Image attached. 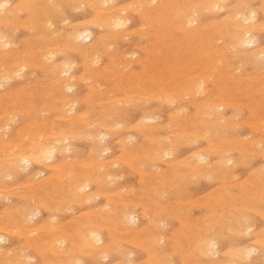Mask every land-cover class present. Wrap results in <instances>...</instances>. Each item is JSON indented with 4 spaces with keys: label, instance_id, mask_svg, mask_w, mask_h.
Here are the masks:
<instances>
[{
    "label": "rangeland",
    "instance_id": "374dc122",
    "mask_svg": "<svg viewBox=\"0 0 264 264\" xmlns=\"http://www.w3.org/2000/svg\"><path fill=\"white\" fill-rule=\"evenodd\" d=\"M213 2H217L216 8L212 5ZM213 2L212 0L200 2L197 0H183V2L182 0H0V8L4 6V10L0 9V87L2 88H0V237L2 236L0 264H23V262L24 264H229L231 262L264 264V63H262L264 62V29H262L264 0H220L223 3L222 7L219 0ZM218 2L221 5L217 6ZM193 7L197 8L198 12L200 10L202 12H192L195 11ZM253 11L255 20L248 22L249 20L246 19ZM57 13L59 15H56ZM192 15H196V19ZM186 19H190L191 23L193 20L194 23L188 24ZM115 20H120L122 24L113 25ZM251 25L255 28L257 26V30L255 28L253 30ZM249 27L253 30L251 35L257 40L256 48L237 45L242 37V31ZM73 32L88 33L90 36L78 38L79 41L72 40L69 37ZM65 69L69 70L63 75ZM49 91L52 92L49 94ZM137 95L140 97L138 98ZM29 129L32 131L30 132ZM44 143L55 147L54 159L50 158L49 163L44 156V159L41 157L43 160L40 157L34 159V150ZM172 148L176 149L171 150ZM32 154L34 157L31 156ZM199 154L204 156L205 159L201 157L203 161L197 158ZM22 157L29 159L30 163H23ZM97 170L100 174H97ZM83 186L86 188L84 189ZM125 208H129L128 211ZM122 209L128 212V215L133 214L132 225L124 224L123 220L119 221L126 214ZM113 218L118 220L117 223ZM92 223L95 224L91 230ZM97 226H101L102 230ZM84 227L89 232L93 231L99 235L102 243H96L84 236L86 233L89 234L87 231L84 232ZM208 237L211 238L209 241ZM209 242L216 244L209 246L212 251L214 250L213 252L206 248V243ZM92 251L95 253L93 254ZM99 251L103 252H100L101 256ZM247 252L252 253L247 254Z\"/></svg>",
    "mask_w": 264,
    "mask_h": 264
},
{
    "label": "bare ground",
    "instance_id": "6f19581e",
    "mask_svg": "<svg viewBox=\"0 0 264 264\" xmlns=\"http://www.w3.org/2000/svg\"><path fill=\"white\" fill-rule=\"evenodd\" d=\"M6 1H7V0H6ZM99 1H100V0H99ZM158 1H159V0H158ZM200 1H201V0H200ZM200 1L197 0V2H200ZM225 1H226V0H225ZM228 1H229V0H228ZM242 1H243V0H242ZM247 1H248V0H247ZM250 1H251V0H250ZM31 2H32V1H31ZM36 2H37V1H36ZM49 2H50V1H49ZM71 2H72V1H71ZM85 2H86V1H85ZM102 2H104V1H102ZM150 2H151V1H150ZM152 2H153V1H152ZM180 2H181V1H180ZM182 2H183V0H182ZM193 2H195V1H193ZM212 2H213V0H212ZM219 2H220V0H219ZM219 2H218V4H217V6L221 3V2H220V3H219ZM28 3H29V2H28ZM46 3H47V1H46ZM104 3H106V2H104ZM111 3H112V2H111ZM216 3H217V2H215V3L213 2V4H212V5H214L215 8H216V6H215ZM225 3H226V2H225ZM88 4H89V3H88ZM100 4H101V2H100ZM155 4H156V3H155ZM183 4H184V3H183ZM221 4H222V5H221ZM221 4H220V5H221V7H222V6H223V3H221ZM2 5H3V4H2ZM2 5H1V6H2ZM73 5H76V4H73ZM89 5H90V4H89ZM96 5H97V4H96ZM120 5H121V4H120ZM127 5H128V4H127ZM153 5H154V4H153ZM212 5H211V6H212ZM240 5H241V4H240ZM18 6H20V5H18ZM92 6H94V5H92ZM99 6H100V5H99ZM105 6H106V5H105ZM122 6H123V5H122ZM133 6H134V5H133ZM181 6H182V5H181ZM195 6H196V5H195ZM198 6H199V5H198ZM246 6H247V5H246ZM3 7H4V6H2L1 8L3 9ZM20 7H22V6H20ZM25 7H26V6H25ZM97 7H98V6H97ZM103 7H104V6H103ZM118 7H119V6H118ZM159 7H160V6H159ZM173 7H174V6H173ZM175 7L178 8L177 5H175ZM186 7H187V6H186ZM196 7H197V6H196ZM221 7H220V8H221ZM224 7H225V6H224ZM1 8H0V9H1ZM29 8H30V7H29ZM57 8H58V7H57ZM70 8H71V7H70ZM98 8H99V7H98ZM114 8H115V7H114ZM147 8H148V7H147ZM170 8H171V7H170ZM193 8L195 9V7H193ZM193 8H192V9H193ZM197 8H198V7H197ZM197 8L195 9V11L193 10L192 12H196V11H197ZM230 8H231V7H230ZM232 8H233V7H232ZM19 9H20V8H19ZM25 9H26V8H25ZM54 9H55V8H54ZM80 9H81V8H80ZM101 9H102V8H101ZM139 9H140V8H139ZM206 9H207V8H206ZM221 9H222V8H221ZM261 9H262V8H261ZM3 10H4V9H3ZM68 10H69V9H68ZM81 10H83V9H81ZM133 10H134V9H133ZM158 10H159V9H158ZM168 10H169V9H168ZM176 10H177V9H176ZM198 10H199V9H198ZM208 10H209V9H208ZM212 10H213V9H212ZM62 11H63V10H62ZM73 11H74V10H73ZM99 11H100V10H99ZM109 11H110V10H109ZM126 11H127V10H126ZM140 11H141V10H140ZM149 11H150V9H149ZM155 11H156V9H155ZM164 11H165V10H164ZM200 11H201V10H200ZM200 11H199V12H200ZM213 11H214V10H213ZM216 11H217V9H216ZM218 11H219V9H218ZM221 11H223V10H221ZM1 12H3V11H1ZM16 12H17V11H16ZM48 12H49V10H48ZM51 12H52V11H51ZM82 12H83V11H82ZM84 12H85V11H84ZM105 12H106V11H105ZM107 12H108V11H107ZM118 12H119V11H118ZM141 12H142V11H141ZM145 12H146V11H145ZM169 12H170V11H169ZM180 12H181V11H180ZM180 12H179V13H180ZM192 12H191V13H192ZM197 12H198V11H197ZM199 12H198V13H199ZM201 12H202V11H201ZM201 12H200V13H201ZM7 13H8V12H7ZM12 13H13V12H12ZM18 13H19V12H18ZM30 13H31V11H30ZM60 13H61V12H60ZM65 13H66V12H65ZM67 13H68V12H67ZM95 13H96V12H95ZM138 13H139V12H138ZM157 13H159V11H157ZM167 13H168V12H167ZM170 13H171V12H170ZM176 13H177V12H176ZM185 13H187V11H186ZM198 13H197V15H199ZM206 13H207V12H206ZM217 13H218V12H217ZM233 13H234V12H233ZM242 13H243V12H242ZM52 14H53V13H52ZM63 14H64V13H63ZM63 14H62V15H63ZM68 14H69V13H68ZM97 14H98V13H97ZM106 14H107V13H106ZM152 14H153V13H152ZM177 14H178V13H177ZM240 14H241V13H240ZM3 15H4V14H3ZM9 15H10V14H9ZM54 15H55V14H54ZM56 15H59V14L57 13ZM64 15H65V14H64ZM119 15H120V12H119ZM154 15H155V14H154ZM154 15H152V16H154ZM160 15H161V13H160ZM200 15H201V14H200ZM200 15H199V16H200ZM204 15H205V14H204ZM242 15H243V14H242ZM52 16H53V15H52ZM108 16H109V15H108ZM113 16H114V15H113ZM125 16H126V15H125ZM193 16H194V18L196 17V15H192V17H193ZM205 16H206V15H205ZM41 17H42V16H41ZM49 17H50V16H49ZM119 17H120V16H119ZM130 17H131V16H130ZM145 17H146V16H145ZM150 17H151V16H150ZM154 17H155V16H154ZM178 17H179V16H178ZM182 17H184V16H182ZM240 17H241V15H240ZM247 17H248V16H247ZM2 18H3V17H2ZM125 18H126V17H125ZM127 18H128V17H127ZM127 18H126V19H127ZM142 18H143V17H142ZM148 18H149V17H148ZM156 18H157V17H156ZM159 18H160V17H159ZM245 18H246V16H245ZM65 19H66V17H65ZM116 19H117V18H116ZM161 19H162V16H161ZM163 19H164V18H163ZM176 19H177V18H176ZM195 19H196V18H195ZM21 20H22V19H21ZM52 20H53V19H52ZM59 20H60V19H59ZM93 20H94V19H93ZM107 20H108V19H107ZM148 20H149V19H148ZM158 20H159V19H158ZM186 20H187V19H186ZM199 20H200V19H199ZM246 20H249L248 22H250L251 20H252V21L255 20V12H254V11L251 12V13H250V16H249ZM16 21H20V20H17V19H16ZM49 21H50V20H49ZM49 21H48V22H49ZM85 21H86V20H85ZM127 21H129V20H127ZM163 21H164V20H163ZM175 21H177V20H175ZM175 21H173V23H175ZM187 21H188V24L191 23V20H190V19H188ZM194 21L197 22L196 20H194ZM231 21H232V20H231ZM244 21H245V19H244ZM252 21H251V22H252ZM80 22H81V21H80ZM87 22H88V21H87ZM108 22H109V21H108ZM159 22H160V21H159ZM242 22H243V21H242ZM246 22H247V21H246ZM50 23H51V22H50ZM50 23H49V24H50ZM54 23H55V22H54ZM54 23H52V24H54ZM58 23H59V22H58ZM78 23H79V22H78ZM96 23H98V22H96ZM127 23H128V22H127ZM192 23H194L193 20H192ZM192 23H191V24H192ZM197 23H198V22H197ZM232 23H233V22H232ZM7 24H8V23H7ZM27 24H28V23H27ZM41 24H42V23H41ZM41 24H39V25H40V26H43V25H41ZM61 24H62V23H61ZM86 24H87V23H86ZM89 24H90V23H89ZM114 24H116V26H120L122 23H121L120 20H117V21L115 20V23H113V25H114ZM227 24H228V23H227ZM229 24H230V23H229ZM254 24H255V23H254ZM262 24H263V23H262ZM36 25H37V24H36ZM71 25H72V24H71ZM79 25H80V24H79ZM94 25H95V24H94ZM94 25H93V26H94ZM109 25H111V24H109ZM113 25H111V26H113ZM2 26H3V25H2ZM45 26H46V25H45ZM142 26H143V25H142ZM171 26H172V25H171ZM187 26H188V25H187ZM194 26H195V25H194ZM205 26H206V25H205ZM205 26H204V27H205ZM246 26H247V25H246ZM251 26H252V25H251ZM255 26H256V25H255ZM263 26H264V25H263ZM17 27H18V26H17ZM17 27H16V28H17ZM20 27H21V26H20ZM27 27H28V25H27ZM32 27H33V26H32ZM82 27H83V26H82ZM125 27H126V26H125ZM183 27H184V26H183ZM236 27H237V26H236ZM239 27H240V25H239ZM261 27H262V25H261ZM13 28H15V27H13ZM16 28H15V29H16ZM42 28H43V27H42ZM47 28H48V27H47ZM56 28H57V27H56ZM85 28H86V26H85ZM101 28H102V26H101ZM104 28H105V27H104ZM116 28H117V27H116ZM139 28H140V27H139ZM141 28H142V27H141ZM166 28H167V27H166ZM186 28H187V27H186ZM212 28H213V27H212ZM230 28H231V27H230ZM243 28H245V27H243ZM252 28H253V30H254V28H255L254 25L252 26ZM169 29H170V27H169ZM202 29H203V28H202ZM202 29H201V30H202ZM234 29H236V28H234ZM240 29H241V28H240ZM246 29H247V28H246ZM248 29H249V30H248ZM248 29H247V30L244 29V30L242 31V37H241V39L239 38L240 40H238V42L236 41V42L238 43V44H237V43H236V44L239 45V46H241V47H251V46H252L253 48H256V46H257V45H256V44H257V40H256V38H255L253 35H251V31H253V30H251L250 27H249ZM255 29L257 30V26H256ZM259 29H260V28H259ZM262 29H264V27H263ZM12 30H13V29H12ZM25 30H26V29H25ZM49 30H50V29H49ZM49 30H48V31H49ZM60 30H61V29H60ZM80 30H81V29H80ZM109 30H110V29H109ZM118 30H119V29H118ZM138 30H139V29H138ZM151 30H152V29H151ZM182 30H183V29H182ZM237 30L239 31V29H237ZM241 30H242V29H241ZM256 30H255V31H256ZM15 31H16V30H15ZM30 31H32V30H30ZM36 31H37V30H36ZM36 31H35V32H36ZM53 31H54V30H53ZM76 31H77V30H76ZM84 31H85V30H84ZM129 31H130V30H129ZM141 31H142V30H141ZM188 31H189V30H187V32H188ZM194 31H195V30H194ZM204 31H205V30H204ZM260 31H261V30H260ZM156 32H157V31H156ZM230 32H231V31H230ZM240 32H241V31H240ZM14 33H15V32H14ZM48 33H49V32H48ZM79 33H80V32H79ZM79 33H78V32H75V33L73 32V35H72V33H71L72 36L70 35L71 37H69V38H71V39L73 40V39H78V38L82 39L84 36H85V37L88 36V33H86V34H85V33H83V34L80 33V34H79ZM154 33H155V32H154ZM154 33H153V34H154ZM209 33H210V32H209ZM232 33H233V32H232ZM252 33H253V32H252ZM1 34H2V33H1ZM54 34H55V33H54ZM54 34H53V36H54ZM56 34H57V33H56ZM141 34H142V33H141ZM151 34H152V33H151ZM157 34H158V33H157ZM166 34H167V33H166ZM179 34H180V33H179ZM211 34H212V33H211ZM240 34H241V33H240ZM2 35H3V34H2ZM4 35H5V34H4ZM4 35H3V36H4ZM146 35H147V34H146ZM167 35H168V34H167ZM174 35H175V34H174ZM204 35H205V34H204ZM0 36H1V35H0ZM45 36H46V35H45ZM47 36H48V35H47ZM58 36H59V34H58ZM62 36H63V35H62ZM67 36H68V35H67ZM89 36H90V35H89ZM89 36H88V37H89ZM124 36H125V34H124ZM143 36H144V34H143ZM153 36H154V35H153ZM176 36H177V34H176ZM187 36H188V35H187ZM209 36H210V35H209ZM240 36H241V35H240ZM39 37H40V36H39ZM51 37H52V36H51ZM114 37H115V36H114ZM121 37H122V36H121ZM155 37H156V36H155ZM173 37H174V36H173ZM178 37H179V36H178ZM180 37H181V36H180ZM235 37H236V36H235ZM0 38H1V37H0ZM8 38H9V37H8ZM59 38H60V37H59ZM66 38H67V37H66ZM90 38H91V37H90ZM125 38H126V37H125ZM139 38H140V37H139ZM157 38H158V37H157ZM186 38H187V37H186ZM201 38H202V37H201ZM4 39H5V38H4ZM88 39H89V38H87V40H88ZM103 39H105V38H103ZM141 39H143V37H142ZM172 39H173V38H172ZM237 39H238V38H237ZM237 39H236V40H237ZM1 40H2V39H1ZM58 40H59V39H58ZM66 40H67V39H66ZM161 40H162V38H161ZM175 40H176V39H175ZM78 41H79V39H78ZM117 41H119V40H117ZM163 41H164V40H163ZM184 41H185V40H184ZM203 41H204V40H203ZM11 42H12V41H11ZM66 42H67V41H66ZM82 42H83V41H82ZM102 42H104V41L102 40ZM164 42H165V41H164ZM177 42H178V41H177ZM158 43H159V42H158ZM2 44H3V43H2ZM4 44H5V43H4ZM72 44H73V42H72ZM101 44H102V43H101ZM150 44H151V43H150ZM165 44H166V43H165ZM185 44H186V43H185ZM187 44H188V43H187ZM198 44H199V43H198ZM198 44H197V45H198ZM216 44H217V43H216ZM6 45H7V42H6ZM14 45H15V44H14ZM95 45H96V44H95ZM98 45H99V44H98ZM143 45H144V44H143ZM148 45H149V44H148ZM155 45H156V44H155ZM188 45H189V44H188ZM7 46H8V45H7ZM62 46H63V45H62ZM102 46H103V44H102ZM105 46H106V45H105ZM107 46H108V45H107ZM164 46H165V45H164ZM164 46H163V47H164ZM179 46H180V45H179ZM4 47L7 48L6 46H4ZM9 47H10V46H9ZM31 47H32V46H31ZM139 47H140V46H139ZM152 47H153V46H152ZM154 47H155V46H154ZM237 47H238V46H237ZM0 48H1V47H0ZM5 48H3V49H5ZM54 48H55V47H54ZM56 48H57V47H56ZM63 48H64V47H63ZM73 48H74V46H73ZM97 48H98V47H97ZM109 48H110V47H109ZM112 48H113V47H112ZM155 48H156V47H155ZM160 48H161V47H160ZM164 48H165V47H164ZM164 48H163V49H164ZM171 48H172V47H171ZM179 48L181 49L182 47H179ZM194 48H195V47H193V49H194ZM222 48H223V47H222ZM84 49H85V48H84ZM113 49H115V48H113ZM139 49H140V48H139ZM145 49H146V48H145ZM161 49H162V48H161ZM169 49H170V48H169ZM180 49H179V50H180ZM206 49H207V48H206ZM231 49H232V48H231ZM55 50H56V49H55ZM72 50H73V49H72ZM72 50H71V51H72ZM78 50H79V49H78ZM109 50H110V49H109ZM109 50H108V51H109ZM111 50H112V49H111ZM149 50H150V49H149ZM164 50H165V49H164ZM182 50H183V49H182ZM195 50H196V49H195ZM216 50H217V49H216ZM219 50H220V49H219ZM224 50H225V49H224ZM232 50H233V49H232ZM39 51H40V50H39ZM141 51H142V50H141ZM144 51H145V50H144ZM235 51H236V50H235ZM255 51H257V50H255ZM255 51H254V52H255ZM79 52H80V51H79ZM82 52H83V51H81V53H82ZM95 52H96V51H95ZM145 52H146V51H145ZM148 52H149V51H148ZM180 52H181V50H180ZM216 52H217V51H216ZM224 52H226V51H224ZM64 53H65V52H64ZM96 53H97V52H96ZM114 53H115V52H114ZM133 53H134V52H133ZM133 53H132V54H133ZM208 53H209V52H208ZM232 53H233V52H232ZM237 53H238V52H237ZM86 54H87V53H86ZM88 54H89V53H88ZM97 54H98V53H97ZM99 54H100V53H99ZM126 54H127V53H126ZM145 54H146V53H145ZM156 54H157V52H156ZM158 54H159V53H158ZM180 54H181V53H180ZM195 54H196V53H195ZM210 54H211V53H210ZM226 54H228V52H226ZM255 54H256V53H255ZM255 54H254V55H255ZM4 55H5V54H4ZM13 55H14V54H13ZM164 55H165V54H164ZM182 55H183V54H182ZM185 55H186V54H185ZM188 55H189V54H188ZM223 55H224V54H223ZM235 55H236V54H235ZM261 55H262V54H261ZM9 56H10V54H9ZM15 56H16V55H15ZM27 56H29V55H27ZM31 56H32V55H31ZM52 56H53V55H52ZM89 56H90V54H89ZM125 56H126V55H125ZM125 56H124V57H125ZM159 56H160V55H159ZM190 56H191V55H190ZM24 57H25V56H24ZM33 57H34V56H33ZM38 57H39V56H38ZM169 57H171V56H169ZM192 57H193V56H192ZM198 57H199V56H198ZM258 57H259V56H258ZM11 58H12V57H11ZM15 58H16V57H15ZM42 58H43V57H42ZM49 58H50V57H49ZM51 58H52V57H51ZM120 58H121V57H120ZM172 58H173V57H172ZM190 58H191V57H190ZM193 58H194V57H193ZM6 59H7V58H6ZM30 59H32V57H31ZM91 59H92V58H91ZM94 59H95V58H93V60H94ZM191 59H192V58H191ZM258 59H259V58H258ZM260 59H262V58H260ZM263 59H264V58H263ZM8 60H9V59H8ZM8 60H7V61H8ZM49 60H50V59H49ZM49 60H48V61H49ZM95 60H96V59H95ZM97 60H98V59H97ZM127 60H129V59H127ZM141 60H142V59H141ZM144 60H145V59H144ZM148 60H150V59H148ZM153 60H154V59H153ZM185 60H186V59H185ZM29 61H30V60H29ZM42 61H43V60H42ZM50 61H51V60H50ZM129 61H130V60H129ZM151 61H152V60H151ZM161 61H162V60H161ZM202 61H203V60H202ZM202 61H201V62H202ZM219 61H220V60H219ZM260 61H261V60H260ZM2 62H3V61H2ZM8 62H9V61H8ZM8 62H7V63H8ZM45 62H46V61H45ZM64 62H65V61H64ZM71 62H72V60H71ZM91 62L93 63V61H91ZM111 62H112V61H111ZM141 62H142V61H141ZM143 62H145V61H143ZM255 62H256V61H255ZM4 63H6V62H4ZM121 63H122V62H121ZM124 63H125V62H123V64H124ZM129 63H130V62H129ZM147 63H148V62H147ZM160 63H161V62H160ZM163 63H164V62H163ZM168 63H169V62H168ZM221 63H222V62H221ZM243 63H244V62H243ZM262 63H264V62L262 61ZM19 64H20V63H19ZM68 64H69V63H68ZM73 64H74V63H73ZM94 64H95V63H94ZM94 64H93V65H94ZM125 64H126V63H125ZM152 64H153V63H152ZM169 64H170V63H169ZM174 64H175V63H174ZM253 64H254V63H253ZM23 65H24V64H23ZM39 65H40V64H39ZM58 65H59V64H58ZM65 65H66V63H65ZM71 65H72V64H71ZM95 65H96V64H95ZM95 65H94V66H95ZM119 65H120V64H119ZM166 65H167V64H166ZM218 65H219V64H218ZM221 65H222V64H221ZM263 65H264V64H263ZM18 66H19V65H18ZM21 66H22V64H21ZM49 66H50V65H49ZM108 66H109V65H108ZM128 66H129V64H128ZM168 66H169V65H168ZM168 66H167V67H168ZM177 66H178V64H177ZM215 66H216V65H215ZM257 66H259V64H258ZM260 66H262V65H260ZM14 67H15V66H14ZM22 67H23V66H22ZM53 67H54V66H53ZM63 67H64V65H63ZM119 67H120V66H119ZM126 67H127V65H126ZM164 67H165V66H164ZM167 67H166V68H167ZM184 67H185V66H184ZM253 67H254V66H253ZM3 68H4V66H3ZM36 68H38V66H37ZM44 68H45V67H44ZM68 68L71 69V67H68ZM86 68H87V67H86ZM88 68H89V67H88ZM103 68H104V67H103ZM146 68H147V67H146ZM175 68H176V67H175ZM242 68H243V67H242ZM242 68H241V69H242ZM19 69H20V68H19ZM19 69H18L17 71H19ZM26 69H27V67H26ZM30 69H31V68H30ZM58 69H59V68H58ZM63 69H64V68H63ZM105 69H106V68H105ZM108 69H109V68H108ZM108 69H106V70H108ZM116 69H117V68H116ZM120 69H121V67H120ZM170 69H171V68H170ZM235 69H236V68H235ZM10 70H11V69H10ZM13 70H14V69H13ZM22 70H23V69H22ZM41 70H42V69H41ZM44 70H45V69H44ZM66 70H69V69H65V70L63 71V75H64V72H66ZM93 70H94V69H93ZM93 70H92V71H93ZM123 70H124V69H123ZM123 70H122V71H123ZM228 70H229V69H228ZM97 71H98V70H97ZM116 71H117V70H116ZM168 71H169V70H168ZM172 71H173V70H172ZM238 71H239V70H238ZM6 72H7V71H6ZM47 72H49V71H47ZM60 72H62V71H60ZM69 72H70V71H69ZM131 72H132V71H131ZM148 72H149V71H148ZM180 72H181V71H180ZM11 73H12V72H11ZM56 73H57V72H56ZM90 73H92V72H90ZM123 73H125V72H123ZM141 73H142V72H141ZM182 73H183V72H182ZM188 73H189V72H188ZM200 73H201V72H200ZM239 73H240V72H239ZM244 73H245V72H244ZM256 73H257V72H256ZM1 74H2V73H1ZM9 74H10V73H9ZM23 74H24V73H23ZM66 74H67V73H66ZM234 74H235V73H234ZM10 75H11V74H10ZM20 75H21V73H20ZM83 75H84V74H83ZM99 75H100V74H99ZM120 75H121V74H120ZM129 75H130V73H129ZM129 75H128V76H129ZM131 75H132V73H131ZM141 75H142V74H141ZM141 75H140V76H141ZM167 75H168V74H167ZM199 75H200V74H199ZM14 76H15V75H14ZM136 76H137V75H136ZM170 76H171V74H170ZM260 76H261V75H260ZM11 77H12V76H11ZM51 77H52V76H51ZM73 77H74V76H73ZM130 77H131V76H130ZM137 77H138V76H137ZM164 77H165V76H164ZM179 77H181V75H180ZM210 77H211V76H210ZM6 78H7V77H6ZM6 78H5V79H6ZM14 78H15V77H14ZM70 78H72V77L70 76ZM132 78H133V76H132ZM140 78H141V77H140ZM140 78H139V80H140ZM150 78H151V77H150ZM202 78H203V77H202ZM205 78H206V77H205ZM225 78H226V77H225ZM246 78H247V77H246ZM248 78H249V77H248ZM15 79H16V78H15ZM67 79H68V78H67ZM72 79H73V78H72ZM75 79H76V78H75ZM80 79H81V78H80ZM86 79H87V78H86ZM142 79H143V78H142ZM174 79H175V78H174ZM176 79H177V77H176ZM192 79H193V78H192ZM226 79H227V78H226ZM258 79H259V78H258ZM1 80H2V79H1ZM7 80H8V79H7ZM9 80H10V79H9ZM78 80H79V79H78ZM118 80H120V79H118ZM118 80H117V81H118ZM121 80H122V78H121ZM136 80H137V79H136ZM165 80H166V79H165ZM172 80H173V79H172ZM179 80H180V79H179ZM69 81H70V80H69ZM87 81H91V80H87ZM184 81H185V80H184ZM191 81H192V80H191ZM195 81H196V80H195ZM220 81H221V80H220ZM222 81H223V80H222ZM225 81H226V80H225ZM232 81H233V80H232ZM70 82H71V81H70ZM137 82H138V81H137ZM192 82H193V81H192ZM3 83H4V82H3ZM63 83L65 84V82H63ZM140 83H141V82H140ZM140 83H139V84H140ZM182 83H183V82H182ZM218 83H220V82H218ZM223 83H224V82H223ZM263 83H264V82H263ZM4 84H5V83H4ZM40 84H41V83H40ZM69 84H70V83H69ZM69 84H68V86H69ZM92 84H93V82H92ZM115 84H116V83H115ZM148 84H150V83H148ZM185 84H186V83H185ZM220 84H221V83H220ZM230 84H231V83H230ZM237 84H238V83H237ZM0 85H1V84H0ZM6 85H7V84H6ZM45 85H46V84H45ZM45 85H44V86H45ZM96 85H98V84H96ZM113 85H114V84H113ZM137 85H138V84H137ZM3 86H4V85H3ZM44 86H42V87H44ZM119 86H120V85H119ZM122 86H123V85H122ZM122 86H121V87H122ZM39 87H40V86H39ZM97 87H98V86H97ZM123 87H124V86H123ZM262 87H263V86H262ZM0 88H1V87H0ZM6 88H7V87H6ZM21 88H22V87H21ZM27 88H28V87H27ZM72 88H73V87H72ZM129 88H130V87H129ZM134 88H135V87H134ZM138 88H139V87H138ZM138 88H137V89H138ZM154 88H155V86H154ZM1 89H2V88H1ZM18 89H20V88H18ZM67 89H68V88H67ZM69 89H71V87H69ZM124 89H125V88H124ZM140 89H141V88H140ZM152 89H153V88H152ZM159 89H161V88H159ZM21 90H22V89H21ZM50 90H52V89H50ZM98 90H99V88H98ZM115 90H116V89H115ZM142 90H143V89H142ZM169 90H170V89H169ZM171 90H172V89H171ZM192 90H193V89H192ZM199 90H200V88H199ZM201 90H202V89H201ZM216 90H217V89H216ZM228 90H229V89H228ZM234 90H235V89H234ZM234 90H233V91H234ZM66 91H67V90H66ZM111 91H112V90H111ZM125 91H126V89H125ZM129 91H130V90H129ZM161 91H162V90H161ZM174 91H175V90H174ZM197 91H198V90H197ZM16 92H17V91H16ZM51 92H52V91H51ZM51 92L49 91V94H50ZM97 92H98V91H97ZM106 92H107V91H106ZM112 92H113V91H112ZM134 92H135V90H134ZM143 92H145V91H143ZM147 92H148V91H147ZM163 92H164V91H163ZM10 93H11V92H10ZM98 93H99V92H98ZM122 93H123V91H122ZM159 93H160V92H159ZM161 93H162V92H161ZM172 93H173V92H172ZM198 93H199V92H198ZM139 94H140V93H139ZM146 94H147V93H146ZM165 94H166V93H165ZM165 94H164L163 96H165ZM174 94H176V93L174 92ZM231 94H232V93H231ZM247 94H248V93H247ZM8 95H9V94H8ZM109 95H110V94H109ZM147 95H148V94H147ZM202 95H203V94H202ZM238 95H240V94H238ZM30 96H32V95H30ZM47 96H48V95H47ZM128 96H129V94H128ZM137 96H138V95H137ZM148 96H149V95H148ZM220 96H221V95H220ZM220 96H219V97H220ZM260 96H261V95H260ZM14 97H15V96H14ZM49 97H50V96H49ZM49 97H48V98H49ZM66 97H67V96H66ZM101 97H102V96H101ZM126 97H127V96H126ZM139 97H140V96H138V98H139ZM142 97H143V96H142ZM166 97H167V96H166ZM238 97H239V96H238ZM1 98H2V97H1ZM11 98H12V97H11ZM45 98H46V97H45ZM167 98L169 99V97H167ZM2 99H3V98H2ZM12 99H13V98H12ZM66 99H67V98H65V100H66ZM68 99H69V98H68ZM78 99H79V98H78ZM133 99H134V98H133ZM145 99H147V98H145ZM210 99H211V98H210ZM249 99H250V98H249ZM260 99H261V98H260ZM7 100H8V99H7ZM63 100H64V99H63ZM107 100H108V99H107ZM116 100H117V99H116ZM119 100H121V99H119ZM127 100H128V99H127ZM164 100H165V99H164ZM176 100H177V99H176ZM176 100H174V101L176 102ZM223 100H224V99H223ZM3 101H4V100H3ZM78 101H79V100H78ZM108 101H109V100H108ZM131 101H132V100H131ZM135 101H136V100H135ZM137 101H138V100H137ZM151 101H152V100H151ZM158 101H159V100H158ZM161 101H162V100H161ZM172 101H173V100H172ZM207 101H208V100H207ZM220 101H221V100H220ZM6 102H7V101H6ZM106 102H107V101H106ZM165 102H166V101H165ZM168 102H169V101H168ZM234 102H235V101H234ZM236 102H237V101H236ZM9 103H10V102H9ZM9 103H8V104H9ZM71 103H72V102H71ZM81 103H82V102H81ZM108 103H109V102H108ZM140 103H141V102H140ZM145 103H146V102H145ZM195 103H196V102H195ZM200 103H201V102H200ZM221 103H222V101H221ZM223 103H224V102H223ZM231 103H232V102H231ZM241 103H242V102H241ZM4 104H5V103H4ZM111 104H112V103H111ZM117 104H118V103H117ZM133 104H134V103H133ZM173 104H174V103H173ZM179 104H180V103H179ZM208 104H209V103H208ZM212 104H213V103H212ZM224 104H225V103H224ZM229 104H230V103H229ZM243 104H245V103H243ZM253 104H254V103H253ZM30 105H31V104H30ZM33 105H34V104H33ZM40 105H41V104H40ZM61 105H62V104H61ZM74 105H75V104H74ZM74 105H72V107H73ZM99 105H100V104H99ZM136 105H137V104H136ZM196 105H197V104H196ZM202 105H204V104L202 103ZM213 105H214V104H213ZM220 105H221V104H220ZM9 106H10V105H9ZM112 106H113V104H112ZM139 106H140V105H139ZM211 106H212V105H210V108H211ZM223 106L225 107V105H223ZM238 106H239V105H238ZM254 106H255V105H254ZM2 107H3V106H2ZM18 107H19V106H18ZM18 107H17V108H18ZM60 107H61V106H60ZM143 107H144V106H143ZM182 107H183V106H182ZM217 107H219V106L217 105ZM232 107H233V106H232ZM232 107H231V104H230V108H232ZM12 108H14V107H12ZM20 108H21V107H20ZM26 108H27V107H26ZM112 108H113V107H112ZM202 108H203V107H202ZM234 108H236V107H234ZM243 108H244V107H243ZM10 109H11V108H10ZM114 109H115V108H114ZM198 109H199V108H198ZM198 109H196V110H198ZM207 109H208V108H207ZM211 109H212V108H211ZM213 109H214V108H213ZM213 109H212V110H213ZM218 109H219V108H218ZM22 110H23V108H22ZM24 110H25V109H24ZM36 110H37V109H36ZM38 110H40V109L38 108ZM71 110H72V108H71ZM107 110H108V109H107ZM119 110H120V109H119ZM8 111H9V110H8ZM31 111H32V110H31ZM73 111H74V110H73ZM109 111H111V110H109ZM109 111H108V112H109ZM176 111H177V110H176ZM180 111H181V110H180ZM204 111H206V110H204ZM216 111H217V109H216ZM259 111H260V110H259ZM67 112H68V111H67ZM71 112H72V111H71ZM116 112H117V111H116ZM119 112H120V111H119ZM178 112H179V111H178ZM212 112H213V111H212ZM219 112H220V111H219ZM29 113H30V112H29ZM68 113H69V112H68ZM73 113H74V112H73ZM124 113H125V112H124ZM195 113H196V112H195ZM240 113H241V112H240ZM6 114H7V113H6ZM9 114H10V113H9ZM16 114H17V113H16ZM23 114H24V113H23ZM209 114H210V113H209ZM30 115H31V114H30ZM34 115H35V114H34ZM39 115H40V114H39ZM79 115H80V114H79ZM79 115H78V116H79ZM200 115H201V114H200ZM200 115H199V116H200ZM215 115H216V113H215ZM233 115H234V114H233ZM8 116H9V115H8ZM25 116H26V115H25ZM80 116H81V115H80ZM83 116H84V115H83ZM205 116H206V115H204V117H205ZM209 116H211V115H209ZM219 116H220V115H219ZM29 117H30V116H29ZM41 117H42V116H41ZM62 117H63V116H62ZM62 117H61V118H62ZM66 117H68V115H67ZM119 117H120V116H119ZM144 117H145V116H144ZM152 117H153V116H152ZM154 117H155V116H154ZM187 117H188V115H187ZM197 117H198V116H197ZM201 117H202V115H201ZM216 117H217V116H216ZM107 118H108V117H107ZM173 118H174V117H173ZM179 118H180V117H179ZM224 118H225V117H224ZM233 118H234V117H233ZM236 118H237V116H236ZM7 119H8V118H7ZM7 119H6V120H7ZM56 119H57V118H56ZM68 119H69V118H68ZM78 119H79V118H78ZM101 119H102V118H101ZM101 119H100V120H101ZM110 119H111V118H110ZM158 119H159V118H158ZM158 119H157V120H158ZM191 119H192V118H191ZM196 119H197V118H196ZM221 119H222V118H221ZM60 120H61V119H60ZM86 120H87V119H86ZM103 120H104V119H103ZM147 120H148V119H147ZM150 120H151V119H150ZM181 120H182V119H181ZM223 120H224V119H223ZM263 120H264V119H263ZM34 121H35V120H34ZM151 121H152V120H151ZM155 121H156V120H155ZM212 121H213V120H212ZM219 121H220V120H219ZM227 121H228V120H227ZM249 121H250V120H249ZM79 122H80V121H79ZM146 122H147V121H146ZM173 122H174V121H173ZM192 122H193V121H191V123H192ZM215 122H216V121H215ZM247 122H248V121H247ZM9 123H10V121H9ZM71 123H72V122H71ZM91 123H92V122H91ZM98 123H99V122H98ZM104 123H105V122H104ZM149 123H150V122H149ZM174 123H175V122H174ZM260 123H262V122L260 121ZM15 124H16V123H15ZM28 124H29V123H28ZM49 124L51 125V123H49ZM72 124H73V123H72ZM92 124H93V123H92ZM94 124H95V123H94ZM194 124H195V123H194ZM252 124H253V123H252ZM84 125H85V124H84ZM84 125H83V126H84ZM164 125H165V124H164ZM174 125H175V124H174ZM191 125H192V124H191ZM203 125H204V124H203ZM211 125H212V124H211ZM217 125H218V123H217ZM240 125H242V124H240ZM246 125H247V124H246ZM257 125H258V124H257ZM41 126H42V124H41ZM44 126H45V124H44ZM83 126H82V127H83ZM119 126H120V125H119ZM139 126H140V125H139ZM160 126H162V125H160ZM180 126H181V125H180ZM182 126H184V125H182ZM193 126H194V125H193ZM193 126H192V127H193ZM209 126H210V125H209ZM222 126H224V125H222ZM230 126H231V125H230ZM7 127H8V126H7ZM58 127H59V126H58ZM79 127H80V126H79ZM90 127H91V126H90ZM173 127H174V126H173ZM178 127H179V126H178ZM194 127H195V126H194ZM211 127H212V126H211ZM216 127H217V126H216ZM236 127H237V126H236ZM260 127H261V126H260ZM29 128H30V127H29ZM100 128H101V127H100ZM108 128H109V127H108ZM122 128H123V127H122ZM149 128H150V127H149ZM160 128H161V127H160ZM164 128H165V127H164ZM166 128H168V127H166ZM203 128H204V127H203ZM208 128H209V127H208ZM219 128H220V126H219ZM231 128H233V127H231ZM250 128H251V126H250ZM254 128H255V126H254ZM6 129H7V128H6ZM24 129H25V128H24ZM73 129H74V128H73ZM81 129H82V128H81ZM112 129H113V128H112ZM126 129H127V128H126ZM136 129H137V128H136ZM168 129H169V128H168ZM170 129H171V127H170ZM173 129H175V128H173ZM178 129H179V128H178ZM180 129H181V128H180ZM180 129H179V130H180ZM211 129H212V128H211ZM221 129H222V128H221ZM29 130H30V129H29ZM71 130H72V129H71ZM74 130H76V129H74ZM147 130H148V129H147ZM147 130H146V132H147ZM149 130H151V129H149ZM202 130H203V129H202ZM213 130H214V129H213ZM219 130H220V129H219ZM2 131H3V130H2ZM5 131H6V130H5ZM5 131H4V132H5ZM31 131H32V129L30 130V132H31ZM44 131H45V130H44ZM69 131H70V130H69ZM113 131H114V130H113ZM118 131H119V130H118ZM198 131H199V130H198ZM215 131H217V129H216ZM37 132H38V131H37ZM40 132H41V131H40ZM47 132H49V131L47 130ZM54 132H55V131H54ZM60 132H61V131H60ZM74 132H75V131H74ZM190 132H191V131H190ZM192 132H193V130H192ZM205 132H206V131H205ZM57 133H58V132H57ZM208 133H209V131H208ZM217 133H218V132H217ZM0 134H1V133H0ZM29 134H30V133H29ZM41 134H42V133H41ZM43 134H44V133H43ZM69 134H70V133H69ZM69 134H68V136H69ZM82 134H83V133H82ZM82 134H81V135H82ZM143 134H144V133H143ZM174 134H175V132H174ZM202 134H203V133H202ZM52 135H54V134H52ZM91 135H92V134H91ZM196 135H197V133H196ZM213 135H214V131H213ZM213 135H212V136H213ZM4 136H5V135H4ZM28 136H29V135H28ZM42 136H43V135H42ZM65 136H66V135H65ZM71 136H72V135H71ZM77 136H78V135H77ZM105 136H106V135H105ZM207 136H208V135H207ZM225 136H226V135H225ZM248 136H249V135H248ZM37 137H39V136L37 135ZM62 137H63V136H62ZM66 137H67V136H66ZM73 137H75V136H73ZM87 137H89V136H87ZM90 137H91V136H90ZM94 137H95V136H94ZM183 137H184V136H183ZM187 137H188V136H187ZM199 137H200V136H199ZM201 137H202V136H201ZM243 137L245 138V136H243ZM20 138H21V135H20ZM31 138H32V137H31ZM39 138H40V137H39ZM58 138H59V137H58ZM64 138H65V137H64ZM70 138H71V137H69V139H70ZM75 138H76V137H75ZM83 138H84V137H83ZM96 138H97V137H96ZM125 138H126V137H125ZM152 138H153V137H152ZM158 138H159V137H158ZM164 138H165V137H164ZM204 138H205V137H204ZM216 138H217V136H216ZM227 138H229V137H227ZM227 138H225V139H227ZM43 139H44V138H43ZM90 139H91V138H90ZM101 139H102V138H101ZM132 139H133V138H131V140H132ZM155 139H156V138H155ZM185 139H186V138H185ZM207 139H208V138H207ZM209 139H210V137H209ZM225 139H223V140H225ZM251 139H252V138H251ZM260 139H261V138H260ZM73 140H74V139H73ZM98 140H99V139H98ZM125 140H126V139H125ZM196 140H197V139H196ZM218 140H219V139H218ZM256 140H257V139H256ZM38 141H39V140H38ZM38 141H37V142H38ZM47 141H48V140H47ZM65 141H66V138H65ZM91 141H92V140H91ZM169 141H170V140H169ZM177 141H178V140H177ZM179 141H180V140H179ZM184 141H185V140H184ZM216 141H217V140H216ZM238 141H239V140H238ZM22 142H23V141H22ZM33 142H34V141H33ZM49 142H50V141H49ZM55 142H56V140H55ZM116 142H117V141H116ZM193 142H194V141H193ZM225 142H226V144H227V141H225ZM259 142H260V141H259ZM262 142H263V140H262ZM126 143H127V142H126ZM151 143H152V142H151ZM157 143H158V142H157ZM159 143H160V142H159ZM180 143H181V142H180ZM252 143H253V142H252ZM260 143H261V142H260ZM38 144H39V143H38ZM68 144H70V143H68ZM177 144H179V143H177ZM183 144H184V143H183ZM211 144H212V143H211ZM221 144H222V143H221ZM221 144H220V145H221ZM231 144H232V143H231ZM234 144H235V143H234ZM261 144H262V143H261ZM25 145H26V144H25ZM30 145H32V144H30ZM53 145H54V144H53ZM172 145H173V144H172ZM175 145H176V144H175ZM184 145H185V144H184ZM213 145H214V144H213ZM256 145H257V144H256ZM7 146H8V145H7ZM160 146H161V144H160ZM187 146H189V145L187 144ZM221 146H222V145H221ZM223 146H224V145H223ZM228 146H229V145H228ZM230 146H231V145H230ZM230 146H229V147H230ZM241 146H242V145H241ZM241 146H240V148H241ZM243 146H244V145H243ZM258 146H259V145H258ZM258 146H257V147H258ZM39 147H40V148H37L36 150H34L35 148L33 149V150H34V153H33V154H34V156H35L34 159L39 158V157H40V158H41V157L43 158V156H44V157H47L48 160H49L50 158H53V156H54V154H55V147H54V146H50L49 144H45V143H44L42 146H39ZM59 147H60V146H59ZM122 147H123V146H122ZM168 147H169V146H168ZM171 147H172V146H171ZM171 147H170V148H171ZM176 147H177V146H176ZM180 147H181V146H180ZM184 147H185V146H184ZM246 147H247V145H246ZM255 147H256V146H255ZM30 148H31V147H30ZM212 148H213V147H211V149H212ZM226 148H227V147H226ZM232 148H233V147H232ZM244 148H245V147H244ZM15 149H16V148H15ZM173 149H176V148H172L171 150H173ZM211 149H210V150H211ZM122 150H124V149H122ZM127 150H128V149H127ZM169 150H170V149H169ZM223 150H224V149H223ZM230 150H231V149H230ZM239 150H240V149H239ZM260 150H261V149H260ZM10 151H11V150H10ZM12 151H13V150H12ZM31 151H32V150H31ZM65 151H66V149H65ZM131 151H132V150H131ZM175 151H176V150H175ZM213 151H214V150H213ZM246 151H247V150H246ZM8 152H9V151H8ZM29 152H30V151H29ZM67 152H68V151H67ZM128 152H129V151H128ZM132 152H133V151H132ZM135 152H136V151H135ZM148 152H149V151H148ZM199 152H200V151H199ZM226 152H227V151H226ZM229 152H230V151H229ZM239 152H241V151H239ZM263 152H264V150H263ZM22 153H23V152H22ZM31 153H32V152H31ZM68 153H69V152H68ZM68 153H67V154H68ZM99 153H100V152H99ZM125 153H127V152H125ZM166 153H167V152H166ZM166 153H165V154H166ZM169 153H170V152H169ZM175 153H177V151H176ZM195 153H196V152H195ZM195 153H194V154H195ZM206 153H207V151H206ZM222 153H223V152H222ZM29 154H30V153H29ZM33 154H32L31 156H33ZM171 154H172V153H171ZM171 154H169V155L167 154V155H168V156H171ZM196 154H197V153H196ZM0 155H1V154H0ZM104 155H105V154H104ZM123 155H124V154H123ZM133 155H134V154H133ZM167 155H166V157H167ZM190 155H191V154H190ZM199 155H200V154H199ZM204 155H205V154H204ZM206 155H207V154H206ZM214 155H215V154H214ZM223 155H225V154H223ZM252 155H253V154H252ZM13 156H14V155H13ZM34 156H33V157H34ZM121 156H122V155H121ZM174 156H175V154H174ZM261 156H262V155H261ZM263 156H264V155H263ZM9 157H11V155H10ZM70 157H71V155H70ZM101 157H103V156L101 155ZM119 157H120V156H119ZM130 157H131V155H130ZM201 157L204 158L203 155H202V156L200 155V156L197 157V158H198V159H201ZM222 157H223V156H222ZM0 158H1V157H0ZM20 158H21V157H20ZM42 158H41V160L44 159V158H43V159H42ZM77 158H78V157H77ZM148 158H149V157H148ZM161 158H162V157H161ZM194 158H195V157H194ZM249 158H250V157H249ZM253 158H254V157H253ZM34 159H33V160H34ZM45 159H46V158H45ZM47 159H46V160H47ZM53 159H54V158H53ZM73 159H75V158H73ZM85 159H86V158H85ZM87 159H88V158H87ZM94 159H95V158H94ZM101 159H102V158H101ZM121 159H123V158H121ZM128 159H129V158H128ZM191 159H192V158H191ZM204 159H205V158H204ZM231 159H233V158H231ZM21 160L23 161V163L25 162V164L30 163V160L27 159V158H23V157H22ZM50 160H51V159H50ZM50 160L48 161V163L50 162ZM63 160H64V159H63ZM90 160H91V159H90ZM97 160H100V159H97ZM148 160H149V159H148ZM161 160H162V159H161ZM163 160H164V159H163ZM201 160L203 161V159H201ZM235 160H236V159H235ZM235 160H234V161H235ZM3 161H4V160H3ZM17 161H18V160H17ZM37 161H38V160H37ZM44 161H45V160H44ZM52 161H53V160H52ZM79 161H80V160H79ZM115 161H116V160H115ZM127 161H128V160H127ZM132 161H133V160H132ZM143 161H144V160H143ZM146 161H147V159H146ZM157 161H158V160H157ZM180 161H181V160H180ZM195 161H196V160H195ZM250 161H251V160H250ZM9 162H10V161H9ZM19 162H20V161H19ZM65 162H66V161H65ZM75 162H76V161H75ZM104 162H105V161H104ZM107 162H108V161H107ZM111 162H112V161H111ZM137 162H138V161H137ZM149 162H150V161H148V163H149ZM178 162H179V160H178ZM190 162H191V161H190ZM190 162H189V163H190ZM199 162H200V160H199ZM204 162H205V160H204ZM229 162H230V161H229ZM240 162H241V161H240ZM1 163H2V162H1ZM13 163H14V162H13ZM17 163H18V162H17ZM20 163H21V162H20ZM42 163H43V161H42ZM48 163H47V164H48ZM66 163H67V162H66ZM76 163H77V162H76ZM117 163H120V162H117ZM214 163H215V162H214ZM225 163H226V162H225ZM242 163H243V162H242ZM8 164H9V163H8ZM11 164H12V163H11ZM11 164H10V166H11ZM63 164H65V163H63ZM71 164H72V163H71ZM114 164H115V163H114ZM123 164H124V163H123ZM139 164H140V163H139ZM196 164H197V163H196ZM228 164H229V163H228ZM239 164H241V163H239ZM12 165H14V164H12ZM18 165H19V164H18ZM65 165H66V164H65ZM78 165H79V164H78ZM116 165H117V164H116ZM130 165H131V164H130ZM170 165H171V164H170ZM225 165H226V164H225ZM243 165H244V164H243ZM10 166H8V167L10 168ZM14 166H15V165H14ZM14 166H13V167H14ZM23 166H24V165H23ZM29 166H30V165H29ZM45 166H46V165H45ZM109 166L111 167V165H109ZM134 166H135V165H134ZM176 166H177V165H176ZM184 166H185V165H184ZM196 166H197V165H196ZM209 166H210V164H209ZM232 166H233V165H232ZM237 166H238V165H237ZM2 167H3V166H2ZM5 167H7V166H5ZM11 167H12V166H11ZM27 167H28V166H27ZM70 167H71V166H70ZM70 167H69V168H70ZM114 167H115V166H114ZM140 167H141V166H140ZM142 167H143V166H142ZM153 167H154V166H153ZM153 167H152V168H153ZM233 167H234V166H233ZM20 168H21V167H20ZM20 168H19V169H20ZM23 168H24V167H23ZM71 168H72V167H71ZM71 168H70V169H71ZM76 168H77V167H76ZM83 168H84V167H83ZM107 168H108V167H107ZM111 168H112V167H111ZM213 168H214V167H213ZM217 168H219V167H217ZM262 168H263V167H262ZM7 169H8V168H7ZM13 169H14V168H13ZM46 169H47V168H46ZM96 169H97V168H96ZM100 169H101V166H100ZM129 169H130V168H129ZM136 169H137V168H136ZM158 169H159V167H158ZM199 169H200V168H199ZM211 169H212V167H211ZM3 170H5V169H3ZM82 170H83V169H82ZM90 170H91V169H90ZM151 170H152V169H151ZM223 170H224V169H223ZM223 170H222V171H223ZM10 171H11V170H10ZM54 171H55V170H54ZM67 171H68V170H67ZM76 171H77V170H76ZM93 171H94V170H93ZM98 171H99V170H97V172H98ZM154 171H155V170H154ZM154 171H153V173H154ZM171 171H172V170H171ZM212 171H213V170H212ZM214 171H215V170H214ZM1 172H3V171H1ZM20 172H21V171H20ZM20 172H19V173H20ZM23 172H24V171H23ZM79 172H80V171H79ZM141 172H142V171H141ZM158 172H159V171H158ZM162 172H164V171H162ZM162 172H161V173H162ZM165 172H166V171H165ZM173 172H174V171H173ZM262 172H263V169H262ZM10 173H11V172H10ZM13 173H14V172H13ZM17 173H18V172H17ZM17 173H16V175H17ZM39 173H40V172H39ZM39 173H38V174H39ZM150 173H151V172H150ZM171 173H172V172H171ZM207 173H208V172H207ZM11 174H12V173H11ZM11 174H10V175H11ZM56 174H57V173H56ZM75 174H76V173H75ZM97 174H100V173L98 172ZM104 174H106V173H104ZM151 174H152V173H151ZM157 174H158V173H157ZM169 174H170V173H169ZM186 174H187V173H186ZM212 174H213V172H212ZM13 175H14V174H13ZM67 175H68V174H67ZM70 175H71V174H70ZM72 175H73V174H72ZM86 175H87V174H86ZM93 175H94V174H93ZM95 175H96V173H95ZM145 175H146V174H145ZM165 175H166V174H165ZM232 175H233V174H232ZM234 175H235V174H234ZM250 175H251V174H250ZM82 176H83V175H82ZM103 176H104V175H103ZM106 176H107V175H106ZM129 176H130V175H129ZM160 176H161V175H160ZM211 176H212V175H211ZM10 177H11V176H10ZM67 177H68V176H67ZM67 177H66V178H67ZM86 177H87V176H86ZM91 177H92V175H91ZM108 177H109V176H108ZM120 177H121V176H120ZM154 177H155V176H154ZM166 177H167V176H166ZM193 177H194V174H193ZM193 177H192V178H193ZM229 177H230V176H229ZM8 178H9V177H8ZM8 178H7V179H8ZM33 178H34V177H33ZM35 178H36V177H35ZM101 178H102V177H101ZM103 178H104V177H103ZM147 178H148V177H147ZM147 178H146V179H147ZM187 178L189 179V177H187ZM194 178H195V177H194ZM194 178H193V179H194ZM207 178H208V177H207ZM210 178H211V177H210ZM210 178H209V179H210ZM219 178H220V177H219ZM29 179H30V178H29ZM72 179H73V177H72ZM72 179L70 178V180H72ZM83 179H85V178H83ZM87 179H88V178H87ZM87 179H86V180H87ZM165 179H166V178H165ZM175 179H176V178H175ZM233 179H234V177H233ZM65 180H66V179H65ZM75 180H76V179H75ZM111 180H112V179H111ZM138 180H139V179H138ZM138 180H137V181H138ZM160 180H161V179H160ZM191 180H192V179H191ZM191 180H190V181H191ZM221 180H222V179H221ZM15 181H16V180H15ZM42 181H45V180H42ZM51 181H52V180H51ZM54 181H55V180H54ZM54 181H53V182H54ZM78 181H79V180H78ZM78 181H77V182H78ZM84 181H85V180H84ZM87 181H88V180H87ZM90 181H91V180H90ZM116 181H117V180H116ZM140 181H141V180H140ZM168 181H169V180H168ZM186 181H187V180H186ZM63 182H64V181H63ZM71 182H72V181H71ZM73 182H74V181H73ZM111 182H112V181H111ZM114 182H115V181H114ZM147 182H148V181H147ZM159 182H160V181H159ZM180 182H181V180H180ZM191 182H192V181H191ZM206 182H207V181H206ZM209 182H210V181H209ZM262 182H263V181H262ZM74 183H75V182H74ZM88 183H89V182H88ZM144 183H145V182H144ZM173 183H175V182H173ZM184 183H185V182H184ZM211 183H212V180H211ZM240 183H241V182H240ZM250 183H251V182H250ZM38 184H39V183H38ZM42 184H43V183H42ZM62 184H63V183H62ZM81 184H82V183H81ZM107 184H108V183H107ZM107 184H106V185H107ZM110 184H111V183H110ZM112 184H113V183H112ZM112 184H111V185H112ZM149 184H150V183H149ZM160 184H161V183H160ZM160 184H158V185H160ZM165 184H166V183H165ZM193 184H195V183H193ZM233 184H234V183H233ZM235 184H236V183H235ZM246 184H247V183H246ZM248 184H249V183H248ZM254 184H255V182H254ZM26 185H27V184H26ZM36 185H37V184H36ZM84 185H85V184H84ZM86 185H87V184H86ZM174 185H175V184H174ZM190 185H191V184H190ZM237 185H238V184H237ZM240 185H241V184H240ZM255 185H256V184H255ZM71 186H72V185H71ZM168 186H169V185H168ZM193 186H194V185H193ZM228 186H229V185H228ZM228 186H227V187H228ZM250 186H251V184H250ZM259 186H260V185H259ZM1 187H2V186H1ZM20 187H21V186H20ZM36 187H37V186H36ZM43 187H44V186H43ZM54 187H56V186H54ZM16 188H18V186H17ZM21 188H22V187H21ZM45 188H46V187H45ZM45 188H44V189H45ZM51 188H52V187H51ZM67 188H68V187H67ZM83 188L85 189L86 187L83 186ZM83 188H82V191H83ZM87 188H88V187H87ZM110 188H112V187H110ZM150 188H151V187H150ZM221 188H222V187H221ZM235 188H236V187H235ZM240 188H242V187H240ZM0 189H1V188H0ZM9 189H10V188H9ZM11 189H13V188H11ZM152 189H153V186H152ZM169 189H170V188H169ZM237 189H238V187H237ZM14 190H15V188H14ZM19 190H20V189H19ZM61 190H63V189H61ZM65 190H66V189H65ZM68 190H69V189H68ZM68 190H67V191H68ZM146 190H147V189H146ZM163 190H164V189H163ZM4 191H5V190H4ZM10 191H11V190H10ZM20 191H21V190H20ZM42 191H43V190H42ZM52 191H53V190H52ZM77 191H78V190H77ZM97 191H98V190H97ZM116 191H118V190H116ZM116 191H115V192H116ZM142 191H143V190H142ZM225 191H226V190H225ZM252 191H253V190H252ZM62 192H63V191H62ZM71 192H72V191H71ZM89 192H90V191H89ZM127 192H128V191H127ZM131 192H132V191H131ZM140 192H141V191H140ZM158 192H159V191H158ZM0 193H1V192H0ZM3 193H4V192H3ZM35 193H36V192H35ZM39 193H40V192H39ZM78 193H79V192H78ZM81 193H82V192H81ZM96 193H97V192H96ZM121 193H123V192L121 191ZM136 193H137V192H136ZM142 193H143V192H142ZM142 193H139V194L142 195ZM206 193H207V192H206ZM241 193H242V192H241ZM36 194H37V193H36ZM144 194H145V193H144ZM151 194H152V192H151ZM229 194H230V193H228V195H229ZM11 195H13V194H11ZM25 195H26V194H25ZM104 195H105V193H104ZM116 195H117V194H116ZM164 195H165V194H164ZM204 195H205V194H204ZM219 195H220V194H219ZM13 196H14V195H13ZM19 196H20V195H19ZM28 196H29V195H28ZM39 196H40V195H39ZM78 196H79V195H78ZM81 196H82V195H81ZM111 196H112V195H111ZM111 196H110V197H111ZM148 196H149V195H148ZM202 196H203V195H202ZM32 197H33V195H32ZM37 197H38V196H37ZM85 197H86V196H85ZM87 197H88V196H87ZM87 197H86V198H87ZM93 197H94V196H93ZM96 197H97V196H96ZM98 197H99V196H98ZM118 197H119V196H118ZM125 197H126V196H125ZM140 197H141V196H140ZM28 198H29V197H28ZM40 198H41V197H40ZM107 198H108V197H107ZM143 198H144V197H143ZM215 198H216V197H215ZM225 198H226V197H225ZM36 199H37V198H36ZM45 199H46V198H45ZM84 199H85V198H84ZM89 199H90V198H89ZM94 199H95V198H94ZM6 200H7V199H6ZM63 200H64V199H63ZM73 200H74V199H73ZM85 200H86V202H88L87 199H85ZM100 200H101V199H100ZM56 201H57V200H56ZM56 201H55V202H56ZM81 201H82V200H81ZM89 201H90V200H89ZM105 201H106V200H105ZM115 201H116V200H115ZM129 201H130V200H129ZM164 201H165V200H164ZM164 201H163V202H164ZM237 201H238V200H237ZM29 202H30V201H29ZM59 202H61V201H59ZM66 202H67V201H66ZM92 202H93V201H92ZM120 202H121V201H120ZM126 202H127V201H126ZM161 202H162V201H161ZM177 202H178V201H177ZM189 202H190V201H189ZM201 202H202V201H201ZM240 202H241V201H240ZM254 202H255V201H254ZM263 202H264V201H263ZM72 203H73V202H72ZM137 203H138V202H137ZM153 203H154V202H153ZM175 203H176V202H175ZM183 203H184V202H183ZM186 203H187V202H186ZM199 203H200V202H199ZM199 203H198V204H199ZM217 203H218V202H217ZM74 204H75V202H74ZM122 204H123V203H122ZM122 204H121V205H122ZM124 204H125V203H124ZM143 204H144V203H143ZM143 204H142V205H143ZM192 204H193V203H192ZM247 204H249V203H247ZM46 205H47V204H46ZM51 205H52V204H51ZM72 205H73V204H72ZM76 205H77V204H76ZM87 205H88V204H87ZM128 205H129V204H128ZM137 205H138V204H137ZM137 205H136V206H137ZM139 205H140V204H139ZM157 205H158V204H157ZM157 205H156V206H157ZM193 205H194V204H193ZM202 205H203V204H202ZM206 205H207V204H206ZM67 206H68V205H67ZM145 206H146V204H145ZM158 206H160V204H159ZM191 206H192V205H191ZM200 206H201V205H200ZM247 206H248V205H247ZM72 207H73V206H72ZM103 207H104V206H103ZM126 207H128V206H126ZM143 207H144V206H143ZM149 207H150V206H149ZM161 207H162V206H161ZM182 207H184V206H182ZM205 207H206V206H205ZM215 207H216V206H215ZM217 207H218V206H217ZM258 207H259V206H258ZM33 208H34V207H33ZM33 208H32V209H33ZM35 208H36V207H35ZM51 208H53V207H51ZM51 208H50V209H51ZM54 208H55V207H54ZM54 208H53V209H54ZM56 208H57V207H56ZM106 208L108 209V207H106ZM123 208H124V207H123ZM50 209H49V210H50ZM60 209H61V208H60ZM64 209H65V208H64ZM93 209H94V208H93ZM107 209H106V210H107ZM125 209H127V211H128L129 208H125ZM161 209H162V208H161ZM242 209H243V208H242ZM24 210H25V209H24ZM33 210H34V209H33ZM57 210H58V208H57ZM68 210H70V209H68ZM122 210H123V209H122ZM163 210H164V209H163ZM232 210H233V209H232ZM34 211H35V210H34ZM36 211H37V210H36ZM51 211H52V210H51ZM90 211H91V210H90ZM123 211L126 212L125 210H123ZM149 211H150V210H149ZM247 211H248V210H247ZM14 212H15V211H14ZM26 212H28V211H26ZM54 212H55V211H54ZM63 212H64V210H63ZM68 212H69V211H68ZM106 212H107V211H106ZM114 212H115V211H114ZM114 212H113V213H114ZM120 212H122V211L120 210ZM124 212H123V213H124ZM143 212H144V211H143ZM161 212H162V211H161ZM165 212H166V211H165ZM245 212H246V211H245ZM24 213H25V211H24ZM29 213H30V212H29ZM29 213H28V214H29ZM35 213H37V212H35ZM58 213H59V212H58ZM72 213H73V212H72ZM127 213H128V212H126V214H124L123 217H122V219H120L119 221H122V220H123L122 222H124V224H125V223H127V224L130 223V224H131V223L133 222V220H134L133 214H132V213H129V215H128ZM260 213H261V212H260ZM31 214H32V213H31ZM83 214H84V213H83ZM94 214H95V213H94ZM100 214H101V213H100ZM120 214H121V213H120ZM120 214H119V215H120ZM131 214H132V215H131ZM37 215H38V214H37ZM52 215H53V214H52ZM55 215H56V214H55ZM58 215H59V214H58ZM101 215H102V214H101ZM119 215H117V216H119ZM153 215H154V214H153ZM242 215H243V213H242ZM29 216H30V215H29ZM75 216H76V215H75ZM95 216H96V215H95ZM107 216H108V215H107ZM110 216H111V215H110ZM114 216H115V218H116V215H114ZM121 216H122V214H121ZM121 216H120V217H121ZM30 217H31V216H30ZM176 217H177V216H176ZM19 218H20V217H19ZM23 218H24V217H23ZM31 218H33V217H31ZM54 218H55V216H54ZM103 218H104V217H103ZM115 218H113L114 221H115V222L118 221L117 219L115 220ZM172 218H173V217H172ZM214 218H215V217H214ZM245 218H246V217H245ZM81 219H82V218H81ZM85 219H87V218H85ZM113 219H112V221H113ZM149 219H150V218H149ZM52 220H53V219H52ZM52 220H51V221H52ZM55 220H56V219H55ZM57 220H58V219H57ZM82 220H83V219H82ZM88 220H91V219H88ZM102 220H103V219H102ZM135 220H136V219H135ZM154 220H155V219H154ZM184 220H185V219H184ZM1 221H3V220H1ZM4 221H5V220H4ZM15 221H16V220H15ZM30 221H31V220H30ZM110 221H111V220L109 219V222H110ZM18 222H19V221H18ZM24 222H25V221H24ZM90 222H91V221H90ZM103 222H104V221H103ZM107 222H108V221H107ZM115 222H114V223H115ZM151 222H152V221H151ZM2 223H3V222H2ZM21 223H22V222H21ZM46 223H47V222H46ZM50 223H51V222H50ZM81 223H82V222H81ZM95 223H96V222H95ZM95 223H94V224H95ZM116 223H117V222H116ZM193 223H194V220H193ZM215 223H216V222H215ZM236 223H237V222H236ZM55 224H56V223H55ZM83 224H84V223H83ZM87 224H88V223H86V225H87ZM92 224H93V223H92ZM92 224H91V225H92ZM94 224H93L91 230L94 228ZM118 224H120V223H118ZM121 224H122V223H121ZM133 224H134V223H133ZM222 224H223V223H222ZM7 225H8V224H7ZM11 225H12V224H11ZM20 225H21V224H20ZM43 225H44V224H43ZM69 225H70V224H69ZM71 225H72V224H71ZM74 225H75V224H74ZM96 225H97V224H96ZM98 225H99V224H98ZM102 225H103V224H102ZM105 225H106V224H105ZM107 225H108V224H107ZM122 225H123V224H122ZM131 225H132V224H131ZM211 225H212V224H211ZM217 225H218V224H217ZM12 226H13V225H12ZM16 226H18V225H16ZM40 226H41V225H40ZM44 226H45V225H44ZM48 226H49V225H48ZM59 226H60V225H59ZM63 226H64V225H63ZM78 226H79V225H78ZM160 226H161V225H160ZM160 226H159V227H160ZM165 226H166V225H165ZM206 226H207V225H206ZM244 226H245V224H244ZM14 227H15V226H14ZM19 227H20V226H19ZM56 227H57V226H56ZM56 227H55V230L57 229ZM90 227H91V226H90ZM97 227H98V226H97ZM100 227H101V226H100ZM100 227H98V228H100ZM114 227H115V226H114ZM3 228H4V227H3ZM5 228H6V227H5ZM63 228H65V227H63ZM77 228H78V230H80L79 227H77ZM88 228H89V227H88ZM104 228H105V227H104ZM115 228H116V227H115ZM119 228H120V226H119ZM196 228H197V227H196ZM210 228H211V227H210ZM210 228H209V229H210ZM223 228H224V227H223ZM249 228H250V227H249ZM249 228H248V229H249ZM11 229H12V228H11ZM20 229H21V228H20ZM27 229H28V228H27ZM58 229H59V228H58ZM84 229H85V227H84ZM95 229H96V227H95ZM100 229H101V228H100ZM192 229H193V228H192ZM221 229H222V228H221ZM245 229H246V228H245ZM4 230H5V229H4ZM14 230H15V228H14ZM23 230H24V229H23ZM75 230H76V229H75ZM97 230H98V229H96V231H97ZM101 230H102V229H101ZM142 230H143V229H142ZM211 230H212V229H211ZM219 230H220V229H219ZM241 230H242V229H241ZM12 231H13V230H12ZM15 231H16V230H15ZM25 231H26V230H25ZM42 231H43V230H42ZM86 231H87L89 234H88V235H87V233H86V235L83 234L84 236H86L87 238L89 237V239L93 240V241L96 242V243H102V241H101L102 238H100L99 235L95 234L93 231H90V232H89V230H86V229H85L84 232H86ZM96 231H95V232H96ZM99 231H100V230H99ZM108 231H109V230H108ZM124 231H125V230H124ZM131 231H132V230H131ZM133 231H134V228H133ZM177 231H178V230H177ZM29 232H30V231H29ZM31 232H32V231H31ZM44 232H45V231H44ZM82 232H83V231H82ZM110 232H112V231H110ZM208 232H209V231H208ZM237 232H238V231H237ZM244 232H245V230H244ZM5 233H6V232H5ZM78 233H80V232H78ZM114 233H115V232H114ZM118 233H119V232H118ZM8 234H10V233H8ZM65 234H66V233H65ZM67 234H68V233H67ZM126 234H127V233H126ZM210 234H212V233H210ZM241 234H242V233H241ZM13 235H14V234H13ZM30 235H31V234H30ZM34 235H35V234H34ZM70 235H71V234H70ZM74 235H76L75 232H74ZM175 235H176V234H175ZM16 236H17V235H16ZM26 236H27V235H26ZM79 236H80V235H79ZM79 236H78V238H79ZM111 236H112V235H111ZM138 236H139V235H138ZM159 236H160V235H159ZM208 236H211V235H208ZM1 237H2V236H1ZM1 237H0V238H1ZM28 237H29V236H28ZM63 237H64V236H62V238H63ZM72 237H73V236H72ZM4 238H6V237H4ZM76 238H77V237H76ZM139 238H140V237H139ZM146 238H147V236H146ZM182 238H183V237H182ZM182 238H181V239H182ZM211 238H213V236H212ZM211 238L208 237L207 240L209 241V239H211ZM36 239H37V237H36ZM36 239H35V240H36ZM85 239H86V238H85ZM137 239H138V238H137ZM161 239H162V238H161ZM161 239H160V240H161ZM173 239H174V238H173ZM218 239H219V238H218ZM33 240H34V239H33ZM40 240H41V239H40ZM79 240H80V239H79ZM86 240H87V239H86ZM112 240H113V238H112ZM135 240H136V239H135ZM135 240H134V241H135ZM142 240H143V239H142ZM179 240H180V239H179ZM207 240H206V241H207ZM213 240H215V239H213ZM259 240H260V239H259ZM45 241H46V240H45ZM53 241H54V240H53ZM93 241H92V242H93ZM113 241H115V240H113ZM150 241H151V240H150ZM154 241H155V240H154ZM177 241H178V240H177ZM206 241H205V242H206ZM210 241H212V240H210ZM219 241H220V240H219ZM219 241H218V242H219ZM253 241H254V240H253ZM1 242H2V241H1ZM1 242H0V243H1ZM41 242H42V241H41ZM46 242H47V241H46ZM51 242H52V241H51ZM59 242H60V241H59ZM62 242H63V241H62ZM86 242H87V241H86ZM88 242H89V241H88ZM128 242H129V241H128ZM157 242H158V241H157ZM157 242H156V244H158ZM159 242H161V241H159ZM214 242H215V241H214ZM218 242H217V243H218ZM54 243H55V242H54ZM118 243H119V242H118ZM129 243H131V242H129ZM201 243H202V241H201ZM210 243H211V242L206 243V248H207V250L212 251L211 248H209V246H210V247H212V246H216V244L213 245V244H210ZM212 243H213V242H212ZM251 243H253V242H251ZM26 244H27V242H26ZM31 244L33 245V243H31ZM47 244H48V243H47ZM50 244H51V243H50ZM57 244H58V243H57ZM59 244H60V243H59ZM135 244H136V243H135ZM148 244H149V243H148ZM232 244H233V243H232ZM38 245H39V244H38ZM48 245H49V244H48ZM192 245H193V244H192ZM217 245H218V244H217ZM260 245H261V244H260ZM36 246H37V245H36ZM45 246H46V245H45ZM74 246H75V245H74ZM115 246H116V245H115ZM202 246H204V245H202ZM29 247H30V246H29ZM29 247H28V248H29ZM75 247H76V246H75ZM80 247H81V246H80ZM101 247H102V246H101ZM118 247H119V246H118ZM140 247H141V249H142V246H140ZM140 247H138V248H140ZM147 247H149V246H147ZM151 247H152V246H151ZM39 248H41V247H39ZM56 248H57V247H56ZM76 248H77V247H76ZM84 248H85V247H84ZM91 248H92V247H91ZM143 248H144V246H143ZM179 248H180V247H179ZM183 248H184V247H183ZM0 249H1V248H0ZM2 249H3V248H2ZM12 249H13V248H12ZM35 249H36V248H35ZM37 249H38V248H37ZM46 249H47V248H46ZM60 249H61V248H60ZM96 249H97V248H96ZM101 249H102V248H101ZM105 249H106V248H105ZM105 249H103L104 252H105ZM115 249H116V248H115ZM117 249H118V248H117ZM119 249H120V248H119ZM158 249H159V248H158ZM186 249H187V248H186ZM87 250H88V249H87ZM97 250H98V249H97ZM103 250H102V251H103ZM107 250H109V249H107ZM121 250H122V249H121ZM121 250H120V251H121ZM204 250H205V248H204ZM245 250H246V249H245ZM82 251H83V250H82ZM102 251H99V252H98L100 256H101V253H103ZM111 251H113V250H111ZM117 251H118V250H117ZM213 251H214V250H213ZM213 251H212V252H213ZM250 251H251V250H250ZM22 252H23V251H22ZM50 252H51V251H50ZM83 252H84V251H83ZM100 252H101V253H100ZM242 252H244V251H242ZM41 253H42V252H41ZM61 253H62V252H61ZM92 253L94 254L95 251H94V252L92 251ZM96 253H97V251H96ZM111 253H112V252H111ZM250 253H252V252H250ZM250 253L247 252V254H250ZM11 254H12V253H11ZM63 254H64V253H63ZM67 254H68V253H67ZM67 254H66V256H67ZM126 254H127V253H126ZM214 254H215V253H214ZM61 255H62V254H61ZM64 255H65V254H64ZM69 255H70V254H69ZM69 255H68V256H69ZM84 255H86V254H84ZM84 255H83V256H84ZM87 255H88V254H87ZM95 255L98 256V254H95ZM129 255H131V254H129ZM129 255H127V256H129ZM227 255H228V254H227ZM79 256H80V255H79ZM88 256H89V255H88ZM104 256H106V255H104ZM195 256H196V255H195ZM213 256H214V255H213ZM16 257H17V255H16ZM81 257H82V256H81ZM90 257H91V255H90ZM98 257H99V256H98ZM108 257H109V256H108ZM134 257H135V256H134ZM159 257H160V256H159ZM169 257H170V256H169ZM210 257H211V256H210ZM236 257H237V256H236ZM247 257H248V256H247ZM22 258H23V257H22ZM24 258H25V256H24ZM49 258H50V257H49ZM56 258H57V257H56ZM106 258H107V257H106ZM170 258H171V257H170ZM190 258H192V257H190ZM190 258H189V259H190ZM208 258H209V257H208ZM213 258H214V257H213ZM234 258H235V257H234ZM245 258H246V257H244V259H245ZM18 259H21V258H18ZM51 259H52V258H51ZM58 259H59V258H58ZM100 259H101V258H100ZM244 259H243V260H244ZM13 260H14V259H13ZM72 260H74V259H72ZM132 260H133V258H132ZM146 260H147V259H146ZM164 260H165V259H164ZM235 260H236V259H235ZM257 260H258V259H257ZM21 261H22V259H21ZM32 261H33V260H32ZM120 261H121V260H120ZM160 261H161V260H160ZM160 261H159V262H160ZM189 261H190V260H189ZM28 262H29V261H28ZM54 262H55V261H54ZM67 262H68V261H67ZM103 262H104V261H103ZM127 262H128V260H127ZM127 262H125V263H127ZM257 262H258V261H257ZM8 263H9V262H8ZM52 263H53V262H52ZM74 263H76V262H74ZM128 263H129V262H128ZM146 263H147V262H146ZM6 264H7V263H6ZM15 264H16V263H15ZM23 264H24V262H23ZM25 264H26V263H25ZM76 264H77V263H76ZM113 264H114V263H113ZM137 264H138V263H137ZM170 264H171V263H170ZM229 264H235V263H232V262H231V263H229Z\"/></svg>",
    "mask_w": 264,
    "mask_h": 264
}]
</instances>
